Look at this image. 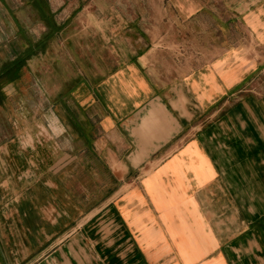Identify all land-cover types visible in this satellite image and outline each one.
<instances>
[{
  "label": "crops",
  "instance_id": "crops-1",
  "mask_svg": "<svg viewBox=\"0 0 264 264\" xmlns=\"http://www.w3.org/2000/svg\"><path fill=\"white\" fill-rule=\"evenodd\" d=\"M166 1L99 59L0 0V264H264V0Z\"/></svg>",
  "mask_w": 264,
  "mask_h": 264
},
{
  "label": "rangeland",
  "instance_id": "rangeland-1",
  "mask_svg": "<svg viewBox=\"0 0 264 264\" xmlns=\"http://www.w3.org/2000/svg\"><path fill=\"white\" fill-rule=\"evenodd\" d=\"M25 1H29L26 2ZM34 0H6L8 5L12 6L17 4V10L30 11L29 15L32 16V20H27L26 32L31 34L34 42L39 41L37 33H39V27L42 23L40 17V9L34 7ZM40 4L44 6V12H48L50 17L49 23L54 21L59 26L69 27L68 31L72 32V28H87L78 31L80 34L79 47L83 53H88L94 50L97 57L104 58L109 54L106 50L109 45H112L114 49L120 53L123 49L120 45L119 34L126 28H136L137 26L151 27L153 23H156L154 17L159 11L173 10V6H169L166 0H39ZM32 3V4H31ZM4 5V4H2ZM26 5V9H25ZM31 5V7H30ZM39 5V4H38ZM143 19L137 17L142 16ZM12 21V20H11ZM158 21V19H157ZM167 22L166 19L163 20ZM18 24L25 26L24 22L18 21ZM88 28L91 30L88 31ZM32 30L31 31H29ZM113 33V35H112ZM209 42L208 50L201 52L200 50V36L194 39L193 56L200 57L203 53L205 57H211L215 50L214 46L217 43V35L212 27L208 31ZM120 35V36H119ZM124 36V35H123ZM181 40V36H178ZM78 49V47H76ZM91 49V50H89ZM185 51L177 50L168 52V57L172 59H182L185 56ZM190 53V52H187ZM86 59V58H84ZM82 62L85 64L87 59ZM87 67V66H86ZM84 68V67H83ZM86 69V68H84Z\"/></svg>",
  "mask_w": 264,
  "mask_h": 264
}]
</instances>
